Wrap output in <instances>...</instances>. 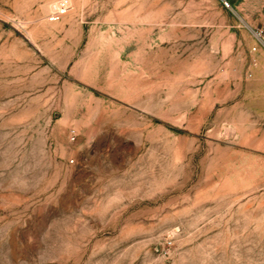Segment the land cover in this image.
I'll return each mask as SVG.
<instances>
[{
    "label": "rangeland",
    "instance_id": "rangeland-1",
    "mask_svg": "<svg viewBox=\"0 0 264 264\" xmlns=\"http://www.w3.org/2000/svg\"><path fill=\"white\" fill-rule=\"evenodd\" d=\"M58 1L0 0V264H264L263 11Z\"/></svg>",
    "mask_w": 264,
    "mask_h": 264
},
{
    "label": "built area",
    "instance_id": "built-area-1",
    "mask_svg": "<svg viewBox=\"0 0 264 264\" xmlns=\"http://www.w3.org/2000/svg\"><path fill=\"white\" fill-rule=\"evenodd\" d=\"M225 5L227 7H229V3L226 2V1H225ZM69 7H70L69 0H60L54 5V10H55V12L57 14L63 15L65 13H67V11L69 10ZM255 35L264 42V32H263V30L255 31ZM72 138L73 139L75 138L74 135L72 136Z\"/></svg>",
    "mask_w": 264,
    "mask_h": 264
},
{
    "label": "crops",
    "instance_id": "crops-1",
    "mask_svg": "<svg viewBox=\"0 0 264 264\" xmlns=\"http://www.w3.org/2000/svg\"><path fill=\"white\" fill-rule=\"evenodd\" d=\"M250 1L253 9L261 10V12L263 11L261 14L264 17V0H250Z\"/></svg>",
    "mask_w": 264,
    "mask_h": 264
}]
</instances>
